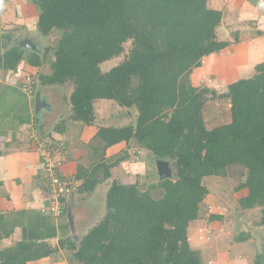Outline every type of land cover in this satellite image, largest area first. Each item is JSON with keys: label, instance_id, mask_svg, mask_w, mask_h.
Segmentation results:
<instances>
[{"label": "trees", "instance_id": "obj_1", "mask_svg": "<svg viewBox=\"0 0 264 264\" xmlns=\"http://www.w3.org/2000/svg\"><path fill=\"white\" fill-rule=\"evenodd\" d=\"M206 3L34 0L37 32L42 37L57 33L55 45L39 54L0 34V72H19L17 76L24 78L15 80L17 85L23 86L30 77L38 87L64 89L62 100L69 106V121L92 126L93 102L99 99L135 110L134 126L98 128L95 153L101 150L104 156L108 148L132 142L155 160H168L174 168L172 179L155 184L149 173L145 181H112L103 217L78 242L64 238L57 248H51L43 242L21 241L0 249V264H27L59 250L80 264H200L199 253L188 242V226L199 218L208 194L203 179L225 178L231 166L245 170L244 182L235 189L246 193L237 200L239 208H260L258 225L264 226V62L255 66L252 77L230 84L218 96L229 102L230 122L207 129L203 105L216 92L191 86L189 76L205 57L231 43L217 38L222 13ZM238 40L234 35L233 41ZM127 42L131 47L122 62L101 71L102 63L124 53ZM50 53L53 60L49 62ZM46 61L48 73L42 70ZM20 63L38 69L36 78L26 76L25 70L20 72ZM67 84L72 88L68 96ZM35 85L32 96L38 91ZM64 125L60 121L54 131L62 132ZM44 139H49L46 134L40 141ZM127 156L116 158L114 164ZM114 164H106L101 157L90 172L80 167L74 179L81 184L75 192L91 193L110 177ZM65 209L59 217L46 215L62 218ZM237 238L246 240L243 235ZM261 259L258 256L255 264Z\"/></svg>", "mask_w": 264, "mask_h": 264}, {"label": "crops", "instance_id": "obj_2", "mask_svg": "<svg viewBox=\"0 0 264 264\" xmlns=\"http://www.w3.org/2000/svg\"><path fill=\"white\" fill-rule=\"evenodd\" d=\"M239 3H243L242 10L248 14L247 18L244 16L246 20H241L242 15H239L240 18L234 15L229 23L225 20V24L222 13V21L217 31L223 32L225 39L217 37L231 44L221 52L205 57L201 66L191 72L190 83L193 87L204 86L215 91L216 95L223 94L230 84L251 77L255 66L264 62V3L261 0H239ZM234 5L237 4L234 2ZM240 20L250 22V29L248 23L245 26ZM240 23L244 27L238 26ZM234 35L239 38L238 42L233 41ZM11 78L10 76L9 80ZM14 83V80L1 82L3 85L0 86V249L14 246L21 241L43 242L51 248H57L59 240L64 238L78 242L103 217L110 183H133L144 175L148 168L154 167L156 160L132 142L116 144L108 148L104 156L101 155V150L95 153L96 147L90 148V145L94 143L98 128L102 127L96 123L97 119L95 126H83L69 121V106L62 100L64 92L53 100L45 93L38 92L41 105L36 109L35 97L31 99L27 95H19L18 88L13 86ZM217 101L224 103L226 114L220 113L218 103L212 101L207 105L210 106V112L213 109L210 118L217 122L220 120L218 117L226 116V121L220 122L222 125L228 124V101ZM109 102L111 106L112 103L115 104L110 100L99 99L93 102V107ZM118 109L122 111L119 106ZM94 112H98L96 108ZM95 115L97 118L98 114ZM60 121H64L65 125L62 132H56L54 127ZM30 122H35L36 126L33 127ZM204 122L207 129L219 125L210 126L211 123L207 125L208 120ZM38 134H46L52 141L64 144L61 173L67 178L74 179L80 167L85 172H90L101 157L106 164H114L116 158L121 155L128 156L114 164L109 170L110 177L99 183L91 193L83 194L77 191L67 198L64 217L56 219L44 213L48 206V183L40 167L41 150L35 140ZM115 171H119V174L123 172L122 177L113 176ZM78 182L80 185L81 181ZM95 204H98L97 210L91 208ZM194 222L190 223L187 230L188 242L191 248L199 253L200 264H251L245 244L247 236L245 241H240L238 236H234L230 243L222 242L219 238L203 243L204 239L200 236L192 241L189 237L197 235L195 232L190 233L191 224ZM206 249L208 252H205ZM66 255V251L59 250L53 256L27 264H79L72 263L75 261ZM252 261L255 264L256 260Z\"/></svg>", "mask_w": 264, "mask_h": 264}, {"label": "rangeland", "instance_id": "obj_3", "mask_svg": "<svg viewBox=\"0 0 264 264\" xmlns=\"http://www.w3.org/2000/svg\"><path fill=\"white\" fill-rule=\"evenodd\" d=\"M261 1L262 3H264V0H261ZM33 2L34 0H0V34H2L3 36H10L14 38L16 41V44L18 45H20L22 42L26 40H29L31 42L30 45L35 47V50L34 49H29V50L42 54L43 51L47 47L50 48L55 45L59 36L57 33H51L47 37H42L37 32V28H36L37 10L35 6L33 5ZM234 2L237 5H234ZM206 4L208 8L217 10L223 13V17L225 18L223 22L225 24H226V21L227 23H229L230 20H232L231 19L232 16L234 15H236V18L237 17L240 18L239 15H242L241 20H246L244 19V16L245 18H247L246 15H248V14H245L244 11L242 10L243 3L240 4L239 0H207ZM242 22L245 26L248 23L247 21H242ZM241 23L238 24V26L244 27L241 25ZM249 24L250 22L248 23V28L250 29ZM217 29H216V35L219 36L221 39H225V36H223V32L219 30L217 31ZM130 47H131L130 42H127L124 45V53L116 58H113L109 61L102 63V65H100L101 71L106 72L112 67H114L115 65L122 62L125 55L129 51ZM51 53L48 54L49 62L53 60ZM49 69L50 68L48 65V61H46L44 63L42 70L45 73H48ZM18 70H20V72L25 70L24 72H27L25 73L26 76H32L33 78L34 77L36 78L37 73H38V69L29 68L28 66L26 67L24 63H20ZM18 74L19 72L16 74L11 73L10 75L9 73L6 74L3 72H0V84L1 82H10L11 80H14V81L17 80L19 82L22 81L24 77L21 79L20 75L17 76ZM10 76L12 77L11 80H9ZM34 81H35L34 85L36 84L35 88L38 89V91H36L33 96L28 95V93L26 92L27 95L31 99L36 97L37 92H41L42 94L45 93V95L48 96V98L51 100H53L55 96L60 95L64 92V89H62L61 87H57V86L38 87V84L35 79ZM17 84H14L13 86L15 88H18L17 90L19 91V95L26 96V93L23 91L22 86L17 85ZM189 84L193 86L190 83V76H189ZM2 85L3 84H1L0 86ZM196 88L207 89V87H204V86L196 87ZM70 91H72L71 85L67 84L66 89H65L67 96L69 95ZM218 96L219 95L214 96L213 99H208L203 105V109L205 110L204 111L205 115H203L204 112L202 111L203 112L202 118L204 119V121L208 120L207 125L211 123L210 126L212 125L216 126L218 124L222 125V122L224 123L227 119L226 116H220L218 117L220 120L217 122H214V120L210 118L211 114H213V109H212V112H210L211 110L210 106H207V105L210 104L212 101L214 103H218V106H219L218 111H220V113L222 112L223 115L226 114L224 103L223 102L220 103V101H217L219 100ZM115 104L112 103L113 106H111L109 102L107 104L104 103L103 105L102 103H100L99 107H95L94 105V107L96 108V111H98L97 113L94 112V114H98V117L97 118L95 117V120L97 119L96 123L101 124L102 127H114V128L126 127L130 125L134 126L136 122V114H137L135 110L122 108V111H120L118 109V106H115ZM44 113L45 111L43 112V114ZM209 120H212V121H209ZM28 134L29 133H27V135ZM39 135L40 134H38V137L36 136L35 138V140H37L38 142L42 136L41 135L39 137ZM48 140H49L48 143L50 145L54 143L58 144V141L51 142L50 139ZM97 143H99V140L94 139V143L92 142V144L90 145V148L93 146L97 147L98 146ZM45 150H48V149H45ZM89 154H90V151H89ZM88 156L90 160H92L90 155ZM63 160H64V157H63ZM162 161L166 162L164 165V169L166 172L170 174V176H168L166 179H172L174 176V168H173L172 163L169 162L168 160H162ZM62 165H61V168H62ZM119 173H120L119 171H115L113 176H117L118 178L122 177L123 172L121 174ZM244 173H245V170L242 169L241 167L231 166L227 169V175L225 178L210 176V177H206L203 179V185L207 188L208 194L207 196H205V199L203 200V203L200 206L199 218L193 224H191L192 231L190 230V233L195 232L197 235H191L189 238L192 239L193 241L196 238L198 239L200 237H203L204 239L203 243L209 242V240L212 241L214 238H219L222 240V242L230 243V239H232L234 236H239V235L247 236V240L245 241V244H246V250H248L247 253L250 256V263L254 264V261L252 260H256L255 259L256 256H261L262 258L261 263L264 264V226L258 225L262 218L260 208L243 211L239 208L238 202H237V200H239L240 197L246 194L245 190L240 191V192H236L235 190L241 182H244L245 180ZM146 174L151 176L149 178L151 184L153 183L155 184L161 180L157 172L156 164L154 165V167L148 168L145 174L140 176V178H142L141 180L143 181L146 180V176H147ZM77 186H79V182H77ZM153 193L154 195H156V192H153ZM97 205L98 204H95L94 206H91V208H93L94 210H97ZM214 216H220L221 219H216V218L213 219ZM188 227H190V224ZM187 237H188V234H187ZM207 246L208 245H206V247ZM205 252H208V249H206ZM67 256L68 255H66V257ZM72 263H78V262L75 261Z\"/></svg>", "mask_w": 264, "mask_h": 264}, {"label": "built area", "instance_id": "obj_4", "mask_svg": "<svg viewBox=\"0 0 264 264\" xmlns=\"http://www.w3.org/2000/svg\"><path fill=\"white\" fill-rule=\"evenodd\" d=\"M25 79V83L22 86L23 91L32 96V86L35 81L30 77H26ZM48 141V139L37 141L38 147L41 150L40 167L47 180L48 194L50 196V205L44 209V212L50 216L59 217L63 215L65 206L64 201L75 192L77 182L72 178L65 177L61 173V165L65 150L64 144L58 142V144L54 143L50 145Z\"/></svg>", "mask_w": 264, "mask_h": 264}, {"label": "water", "instance_id": "obj_5", "mask_svg": "<svg viewBox=\"0 0 264 264\" xmlns=\"http://www.w3.org/2000/svg\"><path fill=\"white\" fill-rule=\"evenodd\" d=\"M30 43L31 42L29 40H26V41L22 42L20 45H21V47H24V48H27V49H34L35 50V47L32 46V45H30ZM35 103H36V109H38V107L41 105L40 94L38 92L36 93ZM165 163H166L165 161L156 160L157 172H158V174H159V176H160L161 179H166L168 176H170V174L168 172H166L165 169H164Z\"/></svg>", "mask_w": 264, "mask_h": 264}]
</instances>
